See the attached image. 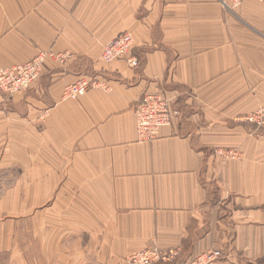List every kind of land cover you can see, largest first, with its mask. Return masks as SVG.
<instances>
[{
    "label": "crops",
    "instance_id": "obj_1",
    "mask_svg": "<svg viewBox=\"0 0 264 264\" xmlns=\"http://www.w3.org/2000/svg\"><path fill=\"white\" fill-rule=\"evenodd\" d=\"M122 32L137 67L101 60ZM47 50L68 57L0 95V161L22 168L13 190L56 193L32 233L41 264H119L153 245L180 248L156 264L213 248L214 264H264V131L243 121L264 106L262 0H0V67ZM82 76L107 89L64 97ZM146 94L181 114L140 141Z\"/></svg>",
    "mask_w": 264,
    "mask_h": 264
},
{
    "label": "built area",
    "instance_id": "obj_2",
    "mask_svg": "<svg viewBox=\"0 0 264 264\" xmlns=\"http://www.w3.org/2000/svg\"><path fill=\"white\" fill-rule=\"evenodd\" d=\"M262 1L264 2V0ZM132 47V36L128 32H122L103 46L101 60L105 63H112L116 60L124 59L130 66L137 67L139 60L132 54ZM67 57V53H54L51 50L40 51L29 61L8 68L0 67V95L10 96L28 89L40 76L43 63L47 58L63 62ZM96 87L107 89L104 82L88 76H82L75 82L65 86L63 96L76 100L89 89ZM180 114L179 109L174 107L165 95H144L135 107V130L138 140L150 141L155 139L159 130L169 125ZM245 120L264 125V109L252 113ZM215 152L223 158L240 157L239 151L232 148H218ZM179 254V247L163 248L153 245L130 254L119 264L172 263L179 257ZM222 258V251L213 248L190 258L187 264H214Z\"/></svg>",
    "mask_w": 264,
    "mask_h": 264
},
{
    "label": "rangeland",
    "instance_id": "obj_3",
    "mask_svg": "<svg viewBox=\"0 0 264 264\" xmlns=\"http://www.w3.org/2000/svg\"><path fill=\"white\" fill-rule=\"evenodd\" d=\"M262 109L264 106L258 110ZM243 121L253 124L257 131H264L263 124ZM0 162V264H9V251L14 249L23 264H41V243L33 239L32 233L40 229L36 224L40 223L37 220L42 217V208L53 203L56 193L13 190L16 183L18 188L24 187L22 168L19 165L10 167L8 160Z\"/></svg>",
    "mask_w": 264,
    "mask_h": 264
}]
</instances>
